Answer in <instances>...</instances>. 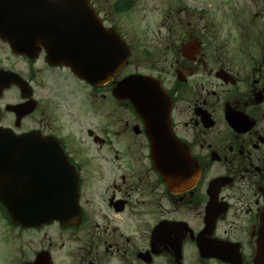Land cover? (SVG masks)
Wrapping results in <instances>:
<instances>
[{"label": "flooded vegetation", "instance_id": "1", "mask_svg": "<svg viewBox=\"0 0 264 264\" xmlns=\"http://www.w3.org/2000/svg\"><path fill=\"white\" fill-rule=\"evenodd\" d=\"M90 3L110 48L93 60L127 55L99 85L49 58L16 18L0 30V132L30 136L27 147L0 138V155L43 175L58 165L48 154L65 153L81 211L24 226L4 200L25 207L26 190L43 189H0V264H264V0ZM131 77L159 82L171 105L189 160L170 176L115 93Z\"/></svg>", "mask_w": 264, "mask_h": 264}, {"label": "water", "instance_id": "2", "mask_svg": "<svg viewBox=\"0 0 264 264\" xmlns=\"http://www.w3.org/2000/svg\"><path fill=\"white\" fill-rule=\"evenodd\" d=\"M15 1L17 10L22 12L20 14L31 22L32 28L28 32L39 35L41 42L50 45L53 53L49 58L70 66L76 75L91 83L100 82L112 74L118 63L108 64L105 70L100 61L92 60L91 48L94 50L97 46L99 50H105L108 39L103 27L95 22L90 0ZM94 42L96 46L92 44ZM113 48L117 49L116 46ZM117 94L129 98L145 121L155 162L163 170H172L184 163L180 156L185 155L189 160L188 152L172 134L170 106H166V98L156 82L129 78L119 83ZM14 137L0 132V138ZM22 139L17 138L11 145L23 144ZM56 158L58 167H48L43 175H37L25 166L14 168L8 157L0 156V189H43L38 193L42 194L40 197L30 196L25 200L26 205L29 204L25 208L8 205L16 221L37 225L53 219L73 221L78 216V177L61 153L54 156L50 152L47 160L56 162Z\"/></svg>", "mask_w": 264, "mask_h": 264}, {"label": "rangeland", "instance_id": "3", "mask_svg": "<svg viewBox=\"0 0 264 264\" xmlns=\"http://www.w3.org/2000/svg\"><path fill=\"white\" fill-rule=\"evenodd\" d=\"M76 105H81V106H85V103H83V97L81 94H78V98H77V103ZM97 178V173L96 172H92V177L91 180L95 181Z\"/></svg>", "mask_w": 264, "mask_h": 264}]
</instances>
